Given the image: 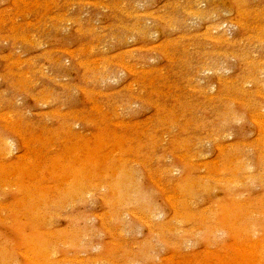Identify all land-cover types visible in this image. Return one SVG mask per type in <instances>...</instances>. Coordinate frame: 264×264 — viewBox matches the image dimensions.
Instances as JSON below:
<instances>
[{
	"label": "rangeland",
	"instance_id": "1",
	"mask_svg": "<svg viewBox=\"0 0 264 264\" xmlns=\"http://www.w3.org/2000/svg\"><path fill=\"white\" fill-rule=\"evenodd\" d=\"M262 123L264 0H0V264H264Z\"/></svg>",
	"mask_w": 264,
	"mask_h": 264
},
{
	"label": "bare ground",
	"instance_id": "2",
	"mask_svg": "<svg viewBox=\"0 0 264 264\" xmlns=\"http://www.w3.org/2000/svg\"><path fill=\"white\" fill-rule=\"evenodd\" d=\"M199 19V18H198ZM225 39V38H224ZM32 43V42H31ZM220 53V52H219ZM229 81V80H228ZM190 89V88H189ZM4 119V118H3ZM255 120V119H254ZM256 121V120H255ZM254 122V121H253ZM256 123V122H255ZM259 123H261V122H259ZM264 123H262V125H263ZM259 125V124H258ZM261 125V126H262ZM262 130H263V132H264V125H263V128H261ZM260 129V130H261ZM263 138V137H262ZM6 149V148H5ZM218 149V148H217ZM4 150V149H3ZM5 151V150H4ZM11 151V150H10ZM9 151V152H10ZM220 151H221V154H223V150H221L220 149ZM219 151V152H220ZM8 152V154H11V153H9ZM116 152V151H115ZM6 154V153H5ZM4 154V155H5ZM72 155V154H71ZM93 155V153L91 154V156ZM225 155V154H224ZM8 156V155H7ZM184 156V155H183ZM71 157V156H70ZM109 156H107V157H102L101 156V154H100V156L99 155H94V157H91V160L89 161V162H87V164H86V170L87 171H90V170H88L87 169V167L89 168V166H90V168H91V166H93V167H97V168H99V167H101V165H107V167H111L110 169H112L113 170V168H114V171L112 172L113 174L111 175V178L110 179H106L107 181L109 180L110 181V187H111V190H112V196H113V200H114V202H117V204H118V206L119 207H121V206H130V205H135V204H137L136 202H139V201H142L141 199L143 198V193L141 192V189H139V187H135V190H134V196L132 195V196H130L129 195V193L130 192H133L132 190H133V188H134V186H133V177H134V172L133 171H130L129 170V168H128V166H127V163L126 162H124V161H121L120 159L118 160V161H113V160H110L109 158H108ZM85 160V159H84ZM241 160H242V158H241ZM28 162V161H27ZM214 164V163H213ZM57 166V165H56ZM61 166V165H60ZM1 168H2V166H0ZM58 167H59V165H58ZM84 167V168H85ZM105 167V166H104ZM103 167V168H104ZM84 168H83V170H84ZM94 168V169H95ZM6 169V168H5ZM93 169V168H92ZM93 169V170H94ZM100 169H102V168H100ZM248 169H250V168H248ZM41 170V169H40ZM56 170H57V168H56ZM28 171H29V169H28ZM96 171V170H95ZM61 172V171H60ZM91 172V171H90ZM94 172V171H93ZM1 173V172H0ZM82 173H83V171H82ZM87 173V172H86ZM94 173H96V172H94ZM101 173V172H100ZM74 174V175H73ZM93 174V173H92ZM103 174H105V173H103ZM13 175V174H12ZM72 175H73V177L71 178V183H77L78 181H74L75 179H77L78 177H79V175H80V171H76V172H72ZM90 175H91V173H90ZM94 175V174H93ZM96 175V174H95ZM98 175V174H97ZM96 175V176H97ZM251 175V174H250ZM6 176V175H5ZM80 176H82V175H80ZM96 176H94V178L96 177ZM103 176H107L106 174L105 175H103ZM253 176V175H252ZM57 177V176H56ZM90 177V176H89ZM98 177H99V175H98ZM97 177V178H98ZM104 177V178H105ZM9 178V177H8ZM8 178H6V179H8ZM79 178H81V177H79ZM100 178H101V175H100ZM235 178V177H234ZM74 179V180H73ZM84 179V178H83ZM102 179H103V177H102ZM2 180V179H1ZM3 180H5V178L3 179ZM70 180V179H69ZM85 180V179H84ZM230 180V179H229ZM241 180V179H240ZM239 181V180H238ZM245 181H246V179H245ZM70 182V181H69ZM2 183V182H1ZM19 184V183H18ZM240 184H242V183H240ZM261 184V183H260ZM67 185H68V183H67ZM94 186H97V184H94ZM77 188V187H76ZM90 189V188H89ZM70 190V189H69ZM65 191H67L68 192V190H65ZM64 191V192H65ZM72 191V190H71ZM70 191V192H71ZM81 192V191H80ZM80 192H77V193H80ZM88 192H90V191H88ZM127 194H126V193ZM66 193V192H65ZM87 193V192H86ZM213 193V192H212ZM78 196H80V194L78 195ZM169 196V195H168ZM134 197V198H133ZM167 199V198H166ZM173 199H174V197H173ZM175 199H176V197H175ZM105 200V199H104ZM106 201H107V199H106ZM136 201V202H135ZM174 203V202H173ZM234 203V202H233ZM111 204V203H110ZM238 204H240V206L241 205H244V204H242V203H238ZM177 205V204H176ZM117 206V207H118ZM239 206V207H240ZM245 206V205H244ZM175 207H177V206H175ZM226 209H223V214H225V223L226 224H229V222H230V220H231V215H232V212H230L229 210H227V207H225ZM234 209V208H233ZM245 209V208H244ZM241 210V209H240ZM248 210V209H247ZM129 211V210H128ZM134 211V210H133ZM132 211V212H133ZM250 211V210H249ZM203 212V211H202ZM129 213H131V212H129ZM134 213V212H133ZM234 213H236V215H238V214H240L241 213V211H239V213L238 212H234ZM242 215V214H241ZM240 215H238L237 217L238 218H240L239 217ZM247 217V216H246ZM102 218V217H101ZM180 219V218H179ZM89 222V221H88ZM142 222H143V220H142ZM237 223V222H236ZM240 225V224H239ZM231 226H234V223L231 225ZM241 226V225H240ZM249 226V225H248ZM246 227L245 226V229L247 228V230L249 229V227ZM229 227V226H228ZM236 227V226H235ZM235 227H234V230H235ZM239 227V226H238ZM242 227V226H241ZM230 229H232V228H230ZM244 230V229H243ZM246 230V231H247ZM250 230V229H249ZM237 231H239V229L237 230ZM251 231V230H250ZM240 232V231H239ZM252 232V231H251ZM250 232V233H251ZM246 233V232H245ZM235 234V233H234ZM252 234V233H251ZM237 235H239V233L237 234ZM236 237V236H235ZM238 237V236H237ZM239 238V237H238ZM81 241V240H80ZM244 243V242H243ZM246 244V243H245ZM246 245H248V244H246ZM264 245V244H263ZM254 246H256V251H255V249L253 250L254 251V253H258L257 252V249H258V245H254ZM239 248V247H238ZM242 248V247H241ZM240 248V249H241ZM260 248V247H259ZM237 249V248H236ZM42 250V249H41ZM244 250V249H243ZM54 251V250H53ZM245 251H246V249H245ZM252 251V250H251ZM242 252V251H241ZM247 252H248V250H247ZM249 252H250V250H249ZM30 253V252H29ZM51 253H52V251H51ZM253 252H252V254H253V259L255 260V261H257L256 259V256L257 255H255ZM260 253V252H259ZM259 253H258V256H259ZM44 254H45V256L47 255V252L45 251L44 252ZM83 254V253H82ZM51 255V254H50ZM49 255V256H50ZM53 255H54V253H53ZM244 255V254H243ZM251 255V254H250ZM254 255H255V258H254ZM34 256V255H33ZM32 256V257H33ZM246 257H247V254L245 255ZM257 256V257H258ZM260 256H261V253H260ZM169 257V256H168ZM246 257H244V258H246ZM250 257H252V255L250 256ZM51 258V257H50ZM249 258V257H248ZM34 259V258H33ZM32 259V260H33ZM236 259H237V257H236ZM243 259V258H242ZM252 259V258H251ZM261 259H263L262 258V256H261ZM238 260V259H237ZM236 260V261H237ZM247 261H249L248 259H247ZM254 261V262H255ZM258 261H259V259H258ZM258 261H257V263H258ZM35 262V261H34ZM38 262V261H37ZM37 262H35V263H37ZM238 262V261H237ZM244 262H246V261H244ZM250 262L251 263H254L253 261H251L250 260ZM34 263V264H35ZM39 263V262H38ZM40 264V263H39ZM239 264H240V262H239ZM242 264V263H241ZM248 264V263H247ZM255 264V263H254Z\"/></svg>",
	"mask_w": 264,
	"mask_h": 264
}]
</instances>
